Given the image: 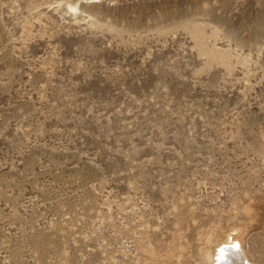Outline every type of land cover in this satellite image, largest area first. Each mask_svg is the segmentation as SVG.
Segmentation results:
<instances>
[{"label": "rangeland", "instance_id": "obj_1", "mask_svg": "<svg viewBox=\"0 0 264 264\" xmlns=\"http://www.w3.org/2000/svg\"><path fill=\"white\" fill-rule=\"evenodd\" d=\"M264 264V0H0V264Z\"/></svg>", "mask_w": 264, "mask_h": 264}, {"label": "bare ground", "instance_id": "obj_2", "mask_svg": "<svg viewBox=\"0 0 264 264\" xmlns=\"http://www.w3.org/2000/svg\"><path fill=\"white\" fill-rule=\"evenodd\" d=\"M217 264H251L239 241H232L220 247L217 252Z\"/></svg>", "mask_w": 264, "mask_h": 264}]
</instances>
